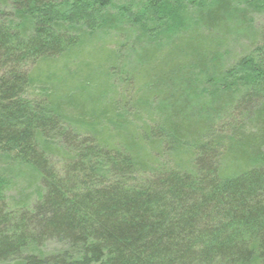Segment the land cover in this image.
Returning a JSON list of instances; mask_svg holds the SVG:
<instances>
[{
  "label": "trees",
  "instance_id": "trees-1",
  "mask_svg": "<svg viewBox=\"0 0 264 264\" xmlns=\"http://www.w3.org/2000/svg\"><path fill=\"white\" fill-rule=\"evenodd\" d=\"M124 1L0 0V264H264V84L218 66L233 1ZM109 23L147 40L124 75L88 41Z\"/></svg>",
  "mask_w": 264,
  "mask_h": 264
},
{
  "label": "rangeland",
  "instance_id": "rangeland-1",
  "mask_svg": "<svg viewBox=\"0 0 264 264\" xmlns=\"http://www.w3.org/2000/svg\"><path fill=\"white\" fill-rule=\"evenodd\" d=\"M127 1V0H126ZM190 3V0H185ZM198 2L199 0H195ZM233 1V4L231 5L230 9L227 11L225 15V19L223 21H226L227 26L224 30V37L220 41V49L218 50V66L220 70H226L231 68L235 63H237L241 58H244V56H251L253 65H256L257 72H252V77H249V74L245 75V78L243 77V81L240 83H237L233 89L235 94L240 95L244 92L251 90L250 88L253 85L252 78L258 73V77L256 79H262L264 84V0H230ZM122 2V3H121ZM125 1L120 0V4H123ZM128 2V1H127ZM204 4L207 2L209 3V0H203ZM213 2V1H212ZM188 3H182L179 4L180 6L186 7L184 12L182 14H179V20H177V25H187L186 27H193L195 24H199L198 11L200 9L199 4H188ZM119 4V5H120ZM180 8V9H181ZM173 21V20H171ZM113 23V22H112ZM109 23V27H96L93 28L95 30H86L88 33H91L89 35L88 41H95L98 44V47L106 44L108 42L105 48L106 52H109V55L111 54V51L114 53L113 58L117 61L116 68L119 69L121 75H124V71H127L129 69L135 68V65H137V61L135 59V54L138 53L140 48L142 46H145L147 44V40L145 38V35H143L141 32H139L137 29L140 28H134L130 27L128 24H124L122 26H119L118 23L114 24ZM99 26V25H98ZM197 26V25H196ZM183 27V26H180ZM134 29V30H133ZM119 35L121 37L119 38L120 44L116 45L114 44V36L115 31H122ZM126 30V31H125ZM133 30V32H131ZM174 32V31H173ZM171 34V33H170ZM173 36V33L171 34ZM113 37V38H112ZM161 39H164L166 41L171 40V37L169 36V33L166 35H160ZM112 38V39H111ZM114 40V41H113ZM110 50V51H109ZM110 57V56H109ZM137 63V64H136ZM257 64H259L257 66ZM72 65H65L63 66L58 65L59 69L61 70V73L65 74L69 72L74 73ZM57 67V68H58ZM212 67V66H211ZM209 67V68H211ZM213 69V68H211ZM255 71V70H254ZM203 73H198L197 79L200 77V79H203L201 76H203ZM254 78V80H256ZM196 82V81H195ZM260 82V81H259ZM209 86L206 85V83L196 87L197 94L200 96L201 101L199 104H195L193 101H188V110L190 109V113H196V112H203L205 109L202 108L203 103L211 98V93L217 94V91L214 90V82H208ZM116 88L114 87V90ZM202 91H201V90ZM117 90V89H116ZM264 95V92H261ZM196 94V95H197ZM109 96H112L111 93H109ZM199 98V97H198ZM205 101V102H203ZM203 102V103H202ZM198 114V113H196ZM201 114V113H200ZM202 115V114H201ZM8 163L4 159H0V166L2 168L7 169ZM10 172H13L15 175H18L19 167L10 168ZM22 173V172H21ZM19 173V174H21ZM11 193H16L20 190V188L25 189L24 183L12 186ZM12 193V194H13ZM58 245L53 242H47L44 244L43 248L41 249L43 252L47 253H53L58 249Z\"/></svg>",
  "mask_w": 264,
  "mask_h": 264
}]
</instances>
